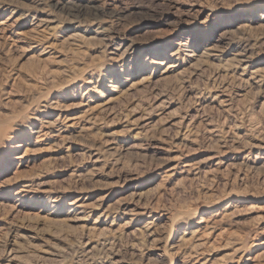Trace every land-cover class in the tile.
<instances>
[{"label": "rangeland", "instance_id": "obj_1", "mask_svg": "<svg viewBox=\"0 0 264 264\" xmlns=\"http://www.w3.org/2000/svg\"><path fill=\"white\" fill-rule=\"evenodd\" d=\"M201 262L264 264V0H0V264Z\"/></svg>", "mask_w": 264, "mask_h": 264}, {"label": "bare ground", "instance_id": "obj_2", "mask_svg": "<svg viewBox=\"0 0 264 264\" xmlns=\"http://www.w3.org/2000/svg\"><path fill=\"white\" fill-rule=\"evenodd\" d=\"M74 10H75V9H74ZM76 12H77V11H76ZM175 52H176V51H175ZM167 67H168V66H167ZM167 67H166V68H167ZM169 67H173V66H169ZM166 68H165V69H166ZM165 69H164V70H165ZM167 70H168V69H167ZM173 70H174V69H173ZM165 71H166V70H165ZM165 73H166V72H165ZM252 73H253V72H252ZM254 74H255V73H254ZM258 76H259V75H258ZM253 77H254V76H253ZM142 80H143V79H142ZM92 108H93V107H92ZM88 111H89V110H88ZM92 113H93V112H92ZM83 114H85V113L83 112ZM86 114H87V113H86ZM90 114H91V113H90ZM79 116H80V115H79ZM88 116H89V115H88ZM77 117H78V116H77ZM91 117H92V115H91ZM70 119H73V118H70ZM80 120H81V119H80ZM80 120H79V121H80ZM60 121H61V120H60ZM90 121H91V120H90ZM73 122L75 123V121H73ZM46 126H47V125H46ZM40 130H41V129H40ZM63 136H64V135H63ZM74 203H75V202H74ZM85 204H86V203H85ZM83 206H86V205H83ZM84 208H86V207H84ZM82 209H83V208H82ZM82 209H81V210H82ZM81 210H80V211H81ZM83 218H85V217H83ZM202 218H203V217H202ZM77 219H79V218H77ZM203 219H204V218H203ZM203 219H202V220H203ZM206 220H207V219H206ZM207 221H208V220H207ZM208 222H209V221H208ZM208 222H207V223H208ZM197 223H198V222H197ZM212 223H213V222H212ZM206 226H207V225H206ZM209 226H210V225H209ZM207 227H208V226H207ZM207 227H204V228H207ZM212 227H213V226H212ZM210 228H211V227H210ZM210 228H209V229H210ZM207 229H208V228H207ZM203 230L205 231V229H203ZM193 231H194V230H193ZM201 232H203V231H201ZM206 232H207V231H206ZM206 232H205V234H206ZM197 233H198V231L195 229V231H194L193 234H192V238H188V239H185V238H184L182 241H181V240H180V241L184 244V246H185V244H189V245H190V244H191L190 241L194 238V235L197 234ZM202 234H204V233H202ZM197 235H198V234H197ZM200 235H201V234H200ZM206 235H207V234H206ZM201 236H202V235H201ZM201 236H200V237H201ZM204 236H205V235H204ZM204 236H203V237H204ZM201 238H202V237H201ZM205 238H206V237H205ZM194 240H195V239H194ZM202 240H203V239H202ZM202 240H201V241H202ZM205 241H206V240H205ZM194 242H195V241H194ZM197 243H199V242H197ZM197 243H195V244H197ZM195 244H194V245L191 244V245H192V246H195ZM205 244H206V243H205ZM200 245H201V244H200ZM178 246H179V245H178ZM181 246H182V244H181ZM187 246H188V245H187ZM197 246H199V245L197 244ZM197 246H195V247H197ZM195 247H194V248H195ZM199 249H200V248H199ZM202 252H203V251H202ZM165 253H166V252H165ZM196 253H197V252H196ZM160 256H161V254H160ZM196 256H197V255H196ZM201 263H202V264H205V262H201ZM210 264H211V263H210Z\"/></svg>", "mask_w": 264, "mask_h": 264}]
</instances>
